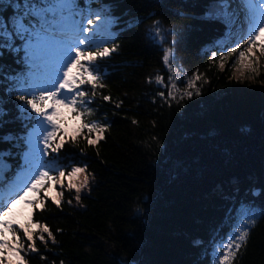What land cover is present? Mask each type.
Instances as JSON below:
<instances>
[{
    "label": "trees",
    "instance_id": "1",
    "mask_svg": "<svg viewBox=\"0 0 264 264\" xmlns=\"http://www.w3.org/2000/svg\"><path fill=\"white\" fill-rule=\"evenodd\" d=\"M218 3L76 0L80 12H92L91 20L96 11L112 19L111 38L85 46L115 49L94 61L103 87L80 85L91 101L84 105L91 115L82 120L106 130L94 145L87 138L99 133L85 129L74 141L65 137L59 152L49 149L59 169L84 167L89 186L79 200L67 187L59 207L40 195L45 207L29 211L55 243L47 233L41 242L35 229L37 251L21 253L25 264H216V246L234 234L245 211L264 209V56L254 49L262 64L243 79L234 77L231 62L220 68L222 53L233 47L231 40L220 42L229 25L213 18ZM17 14L23 7L0 0V17ZM243 40L235 47L247 48ZM0 51V153L12 181L18 152H24L15 140L28 145L38 118L30 107L24 115L32 119L21 114L22 53ZM193 80L199 95L189 88ZM186 91H193L191 98ZM73 116L65 126H73ZM20 239L26 241L23 232ZM232 264H264V217L256 216Z\"/></svg>",
    "mask_w": 264,
    "mask_h": 264
},
{
    "label": "snow or ice",
    "instance_id": "2",
    "mask_svg": "<svg viewBox=\"0 0 264 264\" xmlns=\"http://www.w3.org/2000/svg\"><path fill=\"white\" fill-rule=\"evenodd\" d=\"M9 4L17 10L23 7V14L15 17L11 30L4 20L0 19V49L9 48L19 51L13 48L12 40L20 39L24 42L25 62L39 70V82L19 95V99L23 101L20 105L22 118L32 119L30 113L24 115L30 107L38 119L36 128L26 138L30 151L25 154L24 165L12 181H5L4 172L8 166L3 163V153H0V186L6 189L0 191V264H4V261L7 264H25L24 255L21 253L24 252L26 255L28 250L37 251L33 239L35 229L40 230L38 239L41 242H46L44 233H47L53 243L55 238L46 225L33 222L32 211H28L27 215L23 216V209L36 207L43 209L45 203L39 198V194L46 187L47 190L43 192L44 197L51 198L59 207L62 191L54 192V188L56 184L63 186L65 178L68 180L67 187L75 189L77 200L80 199L79 193L82 189L89 186V175L85 174L84 167L73 166L67 174L64 170H59L58 175H51L45 170L50 165L45 164L43 156L49 154V149L57 153L64 147L66 143L64 136H59L61 129L64 135L70 136L73 141L85 129L88 133H99L95 139L87 138L90 145L104 139L103 133L106 129L103 126L96 121L89 123L82 120L85 115H91L90 110L84 107L91 101L86 100L88 94L80 90V85L91 84L93 89L98 84L103 87L101 77L96 74L99 69L94 61L108 57L115 49L97 47V50L93 51L80 47L90 41V37L85 36L90 29L82 27L81 23L73 18L79 12L76 0H23V5L13 4L12 0H9ZM239 13L244 14L249 26L243 40L248 47L240 51L238 45L232 48L227 56L231 57L239 53L232 67L239 73L236 78L243 79L245 72H258L256 65L259 61L254 60V49L258 48L260 55L264 56V0H238L237 9L231 7V0H219L217 11L212 15L213 18L221 19L231 27L239 21ZM32 20L35 21L34 24ZM87 23L92 24V20L89 19ZM172 55L171 48L165 50L163 60L166 65L169 64ZM245 61L248 63H244ZM225 62V58H221V69L224 68ZM199 79L197 75L195 80ZM195 80L189 84V88L194 89L195 94L199 95ZM157 83H163V79L158 77ZM19 87L23 88L22 81L19 82ZM33 88L39 89V93L33 91ZM29 95L31 98H28ZM184 95L191 98L193 91H186ZM169 96L175 99L171 92ZM104 99L108 100L109 97L106 96ZM62 109L74 114L71 128L65 126L67 119ZM0 115H3L2 109ZM40 135L43 136V149L39 148L38 143L33 142V137L38 138ZM58 136L59 142L55 143ZM81 176H83L82 180H80ZM6 197L10 198L6 199ZM17 203L23 206L20 211L15 210L14 206ZM244 215L245 219L234 230V234L229 235L216 246V250L220 253L216 257V264H232L241 247L246 244L249 230L255 226L256 216L264 217V209L257 212L248 208ZM21 216H23L22 222ZM18 231L23 232L26 241L32 242L28 244L27 249L24 247L26 241H21ZM9 235L12 239H9Z\"/></svg>",
    "mask_w": 264,
    "mask_h": 264
},
{
    "label": "rangeland",
    "instance_id": "3",
    "mask_svg": "<svg viewBox=\"0 0 264 264\" xmlns=\"http://www.w3.org/2000/svg\"><path fill=\"white\" fill-rule=\"evenodd\" d=\"M237 4H238V0H231V5H236V7H237ZM94 11V10H93ZM82 12H85L86 13V17L84 18V20H82V21H80V18H79V16L76 14L73 18L76 20V21H78V22H80L81 23V25H82V27H84V28H88V29H90V31L89 32H87L86 34H85V36H87V37H90L91 35H99V36H101L100 37V39H102V40H105V39H109V38H111V32L109 31V27H110V23H111V17H109V16H106V15H104V14H102V11H96V13H95V15H94V19L92 20V24H88L87 23V21L90 19V16H91V11L90 10H83ZM82 12H78V13H82ZM88 13V14H87ZM18 15V14H17ZM16 15V16H17ZM19 15H22V14H19ZM242 15H244L243 13H242ZM16 16H11L10 18H6V17H0V19H3L4 20V22H5V24L7 25V27L9 28V30H11V27H12V21L15 19V17ZM33 24L35 23L34 22V20H32L31 21ZM244 22H245V20H244ZM244 25V24H243ZM243 29L246 31V30H248V28H246L245 26L243 27ZM231 37V36H230ZM234 38V37H233ZM231 40V42H232V38L230 39ZM19 41H21L20 39H18V38H14L13 40H12V44L15 46V49H19V51H16V53L17 54H20V52L23 54V55H25V50H24V42H23V44L21 45V44H19ZM18 42V43H17ZM231 42H230V44H231ZM238 42V41H237ZM95 43H98V40H95L94 42L90 39V41L88 42V43H86L87 45H93V44H95ZM229 44V45H230ZM81 48H82V45L80 46ZM231 47H235V45H233V46H231ZM9 49V48H8ZM230 48H228L226 51H228ZM9 50H12V49H9ZM239 50L240 51H243L244 49H242L241 50V48L239 47ZM1 52V51H0ZM226 54H227V52H223L222 53V55H221V58H226ZM73 55H74V53H73ZM238 55H239V53L237 52V53H235L234 54V58H232V59H230V61H227L226 59V62H225V64H224V66L226 65V64H228L229 62H231L232 63V65H233V63H234V61L238 58ZM220 58V59H221ZM25 59V58H24ZM256 59H258V61H259V63H258V65H256L257 67H258V71H259V68H260V65L262 64V61H261V58L259 57V55L257 54V52L256 51H254V60H256ZM220 63H221V60H220ZM244 63H248V61H245ZM25 64L28 66V68L30 67V65L29 64H27L26 62H25ZM38 73H39V70L37 69V68H34V67H31V69H30V71L28 70V72L25 70L24 71V73H23V77L24 78H27L26 79V82H27V84L29 85V86H31V85H33V84H35V83H38L39 82V75H38ZM247 74H249V72H245V77H246V75ZM233 75H234V77L236 78V76H238L239 75V73L236 71V69H234L233 68ZM180 76V75H179ZM11 77V76H10ZM33 89H35V88H33ZM36 91H39V89H35ZM65 118H69V115H65ZM36 128V126L34 127V129ZM33 129V130H34ZM59 136H67V135H64V132L63 133H59ZM59 136H58V140H59ZM34 139L35 138H37V137H33ZM34 143H38V146H39V148L40 149H43V147H44V145H43V136L41 135L39 138H37V140H35V141H33ZM41 145L43 146V147H41ZM48 152H49V150H48ZM50 153L51 152H49V154L48 155H45V156H43V160H44V162H45V164H48V161H49V156H50ZM45 170H48L49 172H50V174L51 175H58V174H56V173H54V172H51L48 168L47 169H45ZM66 173V172H65ZM67 174V173H66ZM83 179V176H81L80 177V180H82ZM78 182V181H77ZM67 185H68V180H67V178H65L64 179V181H63V186H61L60 184H56L55 185V188H54V192H61L62 191V193L66 190V188H67ZM47 190V187L44 189V190H42L41 192H40V194H39V198H40V195L43 193V191H46ZM15 210L16 211H18V210H21L22 208H23V206L21 205V204H19V203H17L16 205H15ZM24 210V213H23V216H26L25 214H27L28 213V211H29V209H27V208H24L23 209ZM220 253H218V255H219ZM217 255V256H218Z\"/></svg>",
    "mask_w": 264,
    "mask_h": 264
}]
</instances>
